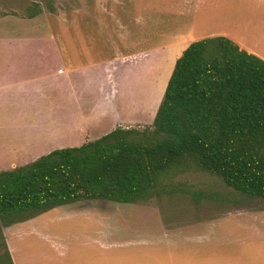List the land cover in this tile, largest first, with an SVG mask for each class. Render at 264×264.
<instances>
[{
    "label": "crops",
    "instance_id": "0c3cea01",
    "mask_svg": "<svg viewBox=\"0 0 264 264\" xmlns=\"http://www.w3.org/2000/svg\"><path fill=\"white\" fill-rule=\"evenodd\" d=\"M189 15L184 17L190 20ZM49 25L40 14L30 17L17 10L0 13V172L28 164L56 149L80 146L119 126L152 125L176 60L193 41L224 35L240 48L264 59V53L247 46L234 34L219 32L192 41L179 40L157 49L145 48L138 53L73 66L69 63L71 56L65 52L64 43ZM67 41L66 38L65 44ZM169 56L174 57L173 63L157 98L156 79L164 72L163 65ZM121 104L126 108L122 113L119 111ZM96 200L113 202L106 199L78 202ZM86 204L81 203L78 208H89ZM94 207L103 210L96 211L97 224L101 221L100 225L67 230L68 238L41 231L35 223L37 217L4 227L14 264H264L261 260L247 259L250 255H262L257 242L264 240V211L229 212L237 217L249 215V223L252 222L244 225L251 230L249 239H241L247 247L237 254L239 259L245 254L246 258L231 261L215 258L219 252L234 257L224 250L227 247L224 241L228 238L221 240L220 244L209 243L203 247L197 241L209 238L205 236L193 238V245L188 248L187 242L191 241L186 237L184 243L178 245L176 259H159L158 251L152 249L162 237L170 239L171 231L163 227L150 230L141 226L122 229L120 223L111 225L105 222L111 213L103 205ZM73 214L84 213L69 212L67 216ZM222 216L178 226L179 236L185 233V228L216 226ZM26 222L32 223L28 229L30 233L52 241V245L40 247L33 253L31 249L24 253V248L15 251L12 239L17 236L19 240L29 233L24 227L16 226ZM123 233L128 235L127 240H123ZM132 248L145 250L136 249L133 254L128 251Z\"/></svg>",
    "mask_w": 264,
    "mask_h": 264
},
{
    "label": "trees",
    "instance_id": "16d2710c",
    "mask_svg": "<svg viewBox=\"0 0 264 264\" xmlns=\"http://www.w3.org/2000/svg\"><path fill=\"white\" fill-rule=\"evenodd\" d=\"M41 12L28 8L30 17ZM192 170L264 198V59L224 35L187 46L152 125L117 127L1 171L0 236L4 227L81 200H148L160 195L164 179ZM194 194L197 200L205 197ZM3 245L0 262L14 264L6 241Z\"/></svg>",
    "mask_w": 264,
    "mask_h": 264
},
{
    "label": "rangeland",
    "instance_id": "374dc122",
    "mask_svg": "<svg viewBox=\"0 0 264 264\" xmlns=\"http://www.w3.org/2000/svg\"><path fill=\"white\" fill-rule=\"evenodd\" d=\"M51 3L52 9L47 0H0V13L17 10L27 16L29 7L36 10L41 8L40 15L49 21L51 31L53 29L64 43L65 52L71 56L69 63L73 66L120 54L138 53L145 48L157 49L179 40L192 41L219 32H230L247 46L264 53V0H52ZM187 14L190 20L184 17ZM147 35L150 37H145ZM66 38L68 41L65 44ZM144 40H147L146 43H143ZM173 59V56L168 57L163 65L164 72L156 79L157 98L164 87ZM125 110L121 104L119 111L122 113ZM162 183L164 187L160 195L145 201L134 204L101 200L77 202L45 212L35 219V223L46 234L68 238L67 230L100 225L101 221L97 224L96 211L103 210L94 209V206L103 205L111 213L105 221L111 225L120 223L122 229L141 226L160 230L163 227L171 231L170 239L161 236L162 240L152 249L158 251L156 255L159 259H176L178 245L183 244L188 237L191 242H187L186 248L193 245V238L205 236L209 238L197 241L203 247L209 243L220 244L221 240L228 238L224 241L227 245L224 250H228L234 257L219 252L215 258L238 261L237 254L247 247L241 239H249L251 230L244 225L252 224L249 223L251 216H231L229 212L264 211V198L249 197L229 186L222 177L200 170L173 175ZM195 192H201L205 197L197 200ZM81 203H87L89 208L79 209ZM69 212L84 214L67 216ZM221 215L216 226L185 228V233L179 236L178 226ZM18 227L28 231L32 223L26 222ZM6 232L9 233L7 229ZM127 236L123 233V240H127ZM6 239L3 231V237L0 236V254L4 251ZM12 240L15 251L24 248V253L26 249H31L33 253L40 247L52 245V241H46L42 236L30 232H26L19 240L17 236ZM257 243L262 255H250L247 259L264 263V240ZM136 249L145 250L132 248L128 251L134 254ZM240 257L239 260H243L246 254ZM0 263L11 264L8 259Z\"/></svg>",
    "mask_w": 264,
    "mask_h": 264
}]
</instances>
